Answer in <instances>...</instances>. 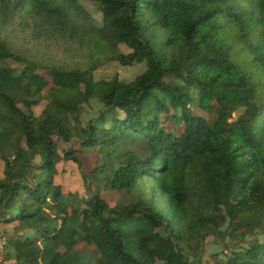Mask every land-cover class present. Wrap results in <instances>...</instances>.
I'll list each match as a JSON object with an SVG mask.
<instances>
[{
  "label": "trees",
  "instance_id": "16d2710c",
  "mask_svg": "<svg viewBox=\"0 0 264 264\" xmlns=\"http://www.w3.org/2000/svg\"><path fill=\"white\" fill-rule=\"evenodd\" d=\"M90 1L101 26L81 0H0V221L36 231L15 242L17 259L211 264L214 235L225 246L215 264H264V0ZM18 35L37 51L17 47ZM114 61L147 69L132 81L97 80ZM93 98L103 107L83 126ZM58 139L79 146L62 155ZM90 152L96 189L87 199L64 193L58 162L83 166ZM103 188L131 200L111 207ZM63 239L73 243L59 250Z\"/></svg>",
  "mask_w": 264,
  "mask_h": 264
},
{
  "label": "rangeland",
  "instance_id": "374dc122",
  "mask_svg": "<svg viewBox=\"0 0 264 264\" xmlns=\"http://www.w3.org/2000/svg\"><path fill=\"white\" fill-rule=\"evenodd\" d=\"M82 5L92 14L95 25L101 26L103 24V15L101 9L98 4L90 0H81ZM13 42L23 51H37V47L33 46L31 43L27 42L23 37H13ZM121 49L123 52L128 53L131 49L125 45L121 44ZM40 55L46 56L48 52L45 49L40 50ZM60 60L64 58L63 54H59ZM8 64L22 70L24 68V64L19 63L15 60H8ZM147 69V61H143L141 63H137L134 65H123L117 61L110 62L101 66L95 71V78L99 79H107L110 80L115 76H119L121 80L124 81H132L138 75L143 73ZM40 72H44L43 68L39 69ZM193 96L197 98L198 91L196 89L192 90ZM217 103V101H215ZM47 102L42 101L40 104L33 107V110L36 114L42 113L44 108L46 107ZM229 104H224L225 108H229ZM21 107L28 111L23 105ZM103 107V103H101L98 99H91L88 103L82 106V113L78 115V118L83 126H85L90 120L95 119L101 109ZM192 110L197 112L199 115H203L207 118H212L214 112L209 113L197 107L196 103L191 104ZM170 114H178L181 116V110L171 109ZM235 116H238V113H235ZM163 117V116H162ZM163 125L169 130H177L181 132L184 130V124H175L172 121H165ZM57 138V137H56ZM59 140V146L61 149V154L63 155V149H68L71 146L78 147L79 143L74 141L72 144H65L62 140ZM81 158L83 160V166H80L78 163L72 160H61L57 164V173L55 175V183L59 184L63 188V192L66 194L73 193L77 195L79 198L87 199L91 196V193L94 192L96 186L94 185V181L92 180L90 174L95 167V154L90 152L86 154H82ZM36 163L40 162V158L38 157ZM4 169L5 162L0 157V179L4 177ZM89 184L92 185V190L89 188ZM101 196L107 201V203L113 207L118 204L128 203L131 200L130 193L126 191H118L113 190L111 188H103L101 190ZM156 200L158 202L159 208L162 209L165 206L166 201L160 197V194H157ZM17 209L14 208L9 210L10 214L16 213ZM17 223L11 222L6 223L0 221V264H26L22 261H19L15 255L14 244L17 240L25 238L27 236H32L36 234V231L33 229L28 230H17ZM73 243L71 239H63L58 244L59 250H64L68 248ZM224 240L219 236H209L205 242V260L209 261L211 264L214 263L213 254L219 253L224 250Z\"/></svg>",
  "mask_w": 264,
  "mask_h": 264
}]
</instances>
